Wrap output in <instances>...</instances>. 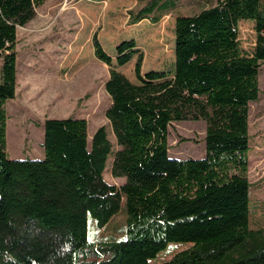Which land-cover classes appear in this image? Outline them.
I'll return each instance as SVG.
<instances>
[{
    "label": "trees",
    "instance_id": "1",
    "mask_svg": "<svg viewBox=\"0 0 264 264\" xmlns=\"http://www.w3.org/2000/svg\"><path fill=\"white\" fill-rule=\"evenodd\" d=\"M28 1L44 2L0 0V264H151L173 242L191 245L157 264H264V227L251 225L248 177L264 0H217L178 14L170 77L137 83L110 68L106 116L115 143L107 125L89 138L84 117L46 118L45 155L12 158L6 103L16 97L17 29L30 18ZM141 2L129 24L158 22L177 6ZM242 19L255 21L250 53L239 39ZM160 34L147 36L156 66L165 53ZM182 120L205 121L203 157L170 155L169 127ZM110 156L121 185L104 176ZM119 212L125 223L102 234Z\"/></svg>",
    "mask_w": 264,
    "mask_h": 264
},
{
    "label": "rangeland",
    "instance_id": "2",
    "mask_svg": "<svg viewBox=\"0 0 264 264\" xmlns=\"http://www.w3.org/2000/svg\"><path fill=\"white\" fill-rule=\"evenodd\" d=\"M217 0H177L176 8L160 21L143 19L129 24V11L138 9L141 0H44L41 5L28 1L25 12L30 18L19 24L18 84L16 97L7 100V149L12 158H36L44 153L46 118L71 115L88 121L89 138L101 125L114 134L106 116L111 97L105 89L110 68L125 73L132 81L143 83L170 77L175 71V22L178 14H192L215 4ZM161 30L165 48L158 66L150 58L154 52L147 36ZM239 39L246 52L256 42L255 21H239ZM146 47V48H145ZM148 57V59H147ZM153 64V65H152ZM259 98L250 103L249 169L251 182V225L264 227V62L259 75ZM204 120L174 121L169 127L170 155L177 158L205 155ZM181 137L187 138L181 140ZM197 139L194 143L191 139ZM112 156L104 171L110 183L121 185L125 179L111 173ZM92 219L90 224L92 225ZM125 223L119 212L101 232H114ZM190 243L173 242L151 264H157Z\"/></svg>",
    "mask_w": 264,
    "mask_h": 264
},
{
    "label": "crops",
    "instance_id": "3",
    "mask_svg": "<svg viewBox=\"0 0 264 264\" xmlns=\"http://www.w3.org/2000/svg\"><path fill=\"white\" fill-rule=\"evenodd\" d=\"M17 67H18V61H17ZM28 156V155H27ZM43 156V153L41 154V155H39V157H42ZM123 179H125L124 177H123ZM172 256V255H171Z\"/></svg>",
    "mask_w": 264,
    "mask_h": 264
}]
</instances>
